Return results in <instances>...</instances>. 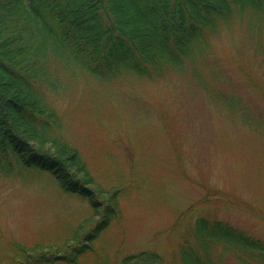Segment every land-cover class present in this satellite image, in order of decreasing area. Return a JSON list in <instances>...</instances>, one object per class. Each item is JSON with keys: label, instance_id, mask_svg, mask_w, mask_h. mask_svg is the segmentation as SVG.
Wrapping results in <instances>:
<instances>
[{"label": "rangeland", "instance_id": "obj_1", "mask_svg": "<svg viewBox=\"0 0 264 264\" xmlns=\"http://www.w3.org/2000/svg\"><path fill=\"white\" fill-rule=\"evenodd\" d=\"M253 18L229 19L203 55L155 79L101 81L51 59L46 99L62 117L59 135L102 187L122 189V219L89 241L94 249L51 264H124L142 250L178 264L190 219L175 235L168 228L190 204L193 217L220 218L264 239V13L261 28ZM4 168L0 262L12 243L62 244L90 215L88 202L49 171L15 160ZM79 243L69 241V249Z\"/></svg>", "mask_w": 264, "mask_h": 264}, {"label": "trees", "instance_id": "obj_2", "mask_svg": "<svg viewBox=\"0 0 264 264\" xmlns=\"http://www.w3.org/2000/svg\"><path fill=\"white\" fill-rule=\"evenodd\" d=\"M263 13L264 0H0V171L14 160L49 171L91 210L60 245L12 243L5 264L74 263L94 249L89 241L122 219V189L102 187L78 149L59 135L62 117L46 99L47 85H54L52 58L101 81L155 79L203 55L209 36L229 19L247 15L261 28ZM193 205L168 228L175 235L190 219L181 230L178 264H226L230 258L264 264V239L220 218L193 217ZM78 240L69 249V241ZM122 260L160 264L162 257L142 250Z\"/></svg>", "mask_w": 264, "mask_h": 264}]
</instances>
